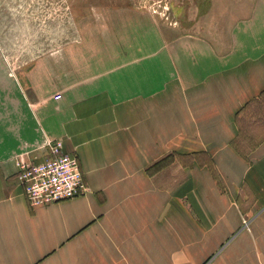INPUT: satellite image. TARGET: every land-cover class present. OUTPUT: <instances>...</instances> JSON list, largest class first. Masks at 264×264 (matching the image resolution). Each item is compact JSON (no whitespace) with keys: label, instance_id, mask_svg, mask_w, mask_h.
I'll return each mask as SVG.
<instances>
[{"label":"crops","instance_id":"1","mask_svg":"<svg viewBox=\"0 0 264 264\" xmlns=\"http://www.w3.org/2000/svg\"><path fill=\"white\" fill-rule=\"evenodd\" d=\"M257 1L219 41L90 2L0 59V264H264ZM49 142L87 191L30 206L16 160L43 162Z\"/></svg>","mask_w":264,"mask_h":264},{"label":"rangeland","instance_id":"2","mask_svg":"<svg viewBox=\"0 0 264 264\" xmlns=\"http://www.w3.org/2000/svg\"><path fill=\"white\" fill-rule=\"evenodd\" d=\"M105 1L125 0H0V59L5 64H18L31 52L28 45L39 43L41 35L67 32L77 7ZM126 1L152 13L159 22L216 41L228 38L230 25L245 14L250 15L251 4L258 3L257 0Z\"/></svg>","mask_w":264,"mask_h":264},{"label":"built area","instance_id":"3","mask_svg":"<svg viewBox=\"0 0 264 264\" xmlns=\"http://www.w3.org/2000/svg\"><path fill=\"white\" fill-rule=\"evenodd\" d=\"M53 98L57 100L60 95ZM48 146L49 156L43 162L16 160L17 179L30 206L70 199L87 191L77 157L62 153L57 142H49Z\"/></svg>","mask_w":264,"mask_h":264},{"label":"trees","instance_id":"4","mask_svg":"<svg viewBox=\"0 0 264 264\" xmlns=\"http://www.w3.org/2000/svg\"><path fill=\"white\" fill-rule=\"evenodd\" d=\"M170 157H171V155H168V156L162 158L161 160H159L158 162H156L153 166H159L160 163L167 162Z\"/></svg>","mask_w":264,"mask_h":264}]
</instances>
